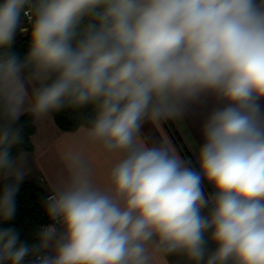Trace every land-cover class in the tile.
<instances>
[{"label":"clouds","instance_id":"obj_1","mask_svg":"<svg viewBox=\"0 0 264 264\" xmlns=\"http://www.w3.org/2000/svg\"><path fill=\"white\" fill-rule=\"evenodd\" d=\"M22 15L21 62L9 49ZM0 49V219L27 175L11 155L21 116L92 106L87 142L118 157L101 186L82 151L64 152L45 201L55 223L35 249L0 230V264H264V0H4ZM209 103L198 168L142 139Z\"/></svg>","mask_w":264,"mask_h":264},{"label":"crops","instance_id":"obj_2","mask_svg":"<svg viewBox=\"0 0 264 264\" xmlns=\"http://www.w3.org/2000/svg\"><path fill=\"white\" fill-rule=\"evenodd\" d=\"M211 106L209 103L207 107H197L184 119L168 120L159 124L146 123L142 139L149 143L167 141L178 155L191 159L193 166L198 168V149L199 144L203 142L200 128ZM34 125L35 130L31 135L33 148L22 151L18 155H25L27 160L25 168L27 175L24 181H33L47 193L51 192L67 177L61 159L62 154L68 150H77L82 151L89 159L94 169L95 181L101 186L104 184L107 172L117 162L118 157L106 154L99 145L87 142L86 126H79L74 130H63L57 125L52 114L44 120L35 122ZM2 181L0 179V183ZM212 191V187L205 183L206 194ZM214 247V244L209 243L210 250ZM50 251L45 249L43 254ZM166 259L168 264H188L182 255H169ZM22 264H30V262L24 260Z\"/></svg>","mask_w":264,"mask_h":264},{"label":"trees","instance_id":"obj_3","mask_svg":"<svg viewBox=\"0 0 264 264\" xmlns=\"http://www.w3.org/2000/svg\"><path fill=\"white\" fill-rule=\"evenodd\" d=\"M31 49V29L21 38H18L10 47L19 60L22 62ZM55 122L63 130H74L79 126H87L95 118V111L92 106L82 108L65 107L58 112L52 113ZM22 139L11 149L13 158L22 151L31 150L33 144L31 135L35 130L31 116L25 114L20 117ZM6 181L0 183V189ZM47 192L33 181H24L16 197V212L9 220L0 219V230L13 229L18 237L19 243L27 244L35 249L38 246V232L43 224L50 221L45 209ZM33 253H29L32 255ZM27 255V256H29Z\"/></svg>","mask_w":264,"mask_h":264},{"label":"built area","instance_id":"obj_4","mask_svg":"<svg viewBox=\"0 0 264 264\" xmlns=\"http://www.w3.org/2000/svg\"><path fill=\"white\" fill-rule=\"evenodd\" d=\"M1 1H2V0H0V2H1ZM22 17H23V21H24V23H26V25H27L28 27L31 28V24H30V22L28 21V19H27L26 17H24L23 15H22ZM0 51H3V49H0ZM51 194H52L51 192H48L46 197L50 196ZM54 223H55V222H54L53 220H51V218H50V221H48L47 223L43 224V225L41 226L40 230H41L42 228H44V227H46V226H48V225L54 224ZM36 255H43V252H38V253H36ZM34 259H35V255L32 254V255L26 256L24 260H27V261L31 262V261L34 260Z\"/></svg>","mask_w":264,"mask_h":264},{"label":"rangeland","instance_id":"obj_5","mask_svg":"<svg viewBox=\"0 0 264 264\" xmlns=\"http://www.w3.org/2000/svg\"><path fill=\"white\" fill-rule=\"evenodd\" d=\"M4 2V0H2L1 2H0V4H2ZM21 26L23 27V28H26V29H28L27 31H25V32H20V31H18L17 32V34H16V36H15V39H14V41H13V43L18 39V38H21V37H23L31 28L30 27H28L27 25H26V23H24V21H23V17H21ZM12 43V44H13Z\"/></svg>","mask_w":264,"mask_h":264}]
</instances>
